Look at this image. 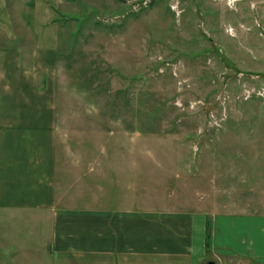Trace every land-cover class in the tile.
Instances as JSON below:
<instances>
[{"label": "rangeland", "instance_id": "1", "mask_svg": "<svg viewBox=\"0 0 264 264\" xmlns=\"http://www.w3.org/2000/svg\"><path fill=\"white\" fill-rule=\"evenodd\" d=\"M30 1L12 6L32 24ZM67 4L52 81L58 198L264 213V0ZM16 215L0 211V264H49L48 218Z\"/></svg>", "mask_w": 264, "mask_h": 264}, {"label": "crops", "instance_id": "2", "mask_svg": "<svg viewBox=\"0 0 264 264\" xmlns=\"http://www.w3.org/2000/svg\"><path fill=\"white\" fill-rule=\"evenodd\" d=\"M32 1L31 24L14 17L13 0H0V211L28 213L36 223L48 218L49 264H264L262 212L139 210L112 200L79 206L58 198L52 81L60 10L78 0Z\"/></svg>", "mask_w": 264, "mask_h": 264}, {"label": "clouds", "instance_id": "3", "mask_svg": "<svg viewBox=\"0 0 264 264\" xmlns=\"http://www.w3.org/2000/svg\"><path fill=\"white\" fill-rule=\"evenodd\" d=\"M229 4L232 5L235 3V0H228Z\"/></svg>", "mask_w": 264, "mask_h": 264}, {"label": "trees", "instance_id": "4", "mask_svg": "<svg viewBox=\"0 0 264 264\" xmlns=\"http://www.w3.org/2000/svg\"><path fill=\"white\" fill-rule=\"evenodd\" d=\"M33 4H34V3H33V1L31 0V1H30V6L32 7V6H33Z\"/></svg>", "mask_w": 264, "mask_h": 264}, {"label": "water", "instance_id": "5", "mask_svg": "<svg viewBox=\"0 0 264 264\" xmlns=\"http://www.w3.org/2000/svg\"><path fill=\"white\" fill-rule=\"evenodd\" d=\"M209 263H210V264H213V262H212V261H210Z\"/></svg>", "mask_w": 264, "mask_h": 264}]
</instances>
